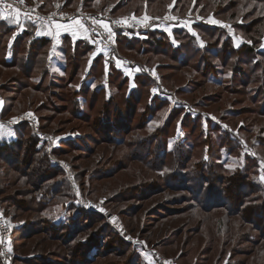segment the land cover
<instances>
[{"label": "rangeland", "instance_id": "rangeland-1", "mask_svg": "<svg viewBox=\"0 0 264 264\" xmlns=\"http://www.w3.org/2000/svg\"><path fill=\"white\" fill-rule=\"evenodd\" d=\"M27 1L39 6L46 4L47 13L59 9L63 11L82 10V7H85L84 2H86V7L90 10L83 9V11L88 13H106L112 9L111 15L116 18L131 15L139 19H145L146 22L152 19H163L146 32V35L154 32L156 28L164 24L190 28L192 22H197L212 28L217 27L226 30L225 35L232 38L235 46H239L240 43L251 44L249 42L250 37L255 33H244L246 30H251V32H255L258 28L264 30V4L252 0H225L228 6L220 8V12H216L212 6L205 7L207 0H199V4L194 3L190 6H186L184 0H180L179 3H177L178 0H175V2L174 0H154L153 2L146 0V11L142 10L137 14L135 12L137 11L136 0H128L126 3H124L126 0ZM184 16L189 18H182ZM205 29L194 28V32L200 40L210 36V33ZM165 31V34L171 37L167 33L171 34L172 30L167 27ZM215 35L209 40H217V34ZM172 38H174V35ZM174 42L176 41L174 40ZM176 43L173 45H176ZM263 43L264 40L261 43L260 50L264 52ZM121 48L124 49V47ZM140 48L141 46L138 45L136 51ZM136 51L123 50V53L121 51V54L128 58L124 59L135 62L138 66L136 70L126 69L129 76L135 77L133 76L134 72H144V67L151 68L154 70L155 77L161 81L163 80L166 88L179 100L186 101L193 106L191 101L199 99L202 102L201 104L205 105V108L196 109L191 107V110L188 111V105L183 109L176 107V102H173L170 103L171 106H165L157 111L147 110L148 100H146L147 90H145L144 100L136 103L137 107L131 112V115H128L130 110H127L128 114L124 111V105H122L124 94H120L118 95L117 110L119 109L118 111L121 112L111 107L109 108L111 114H108L105 118L104 111L107 107L100 98L98 101H93L89 109V104L86 105V118L82 120L78 119L73 113L74 87L69 85L68 87H58L56 93H52L53 87H48V81H45L43 84L44 91L34 95L33 107L25 105L23 108L18 109L17 113H11L3 117L4 120H15L25 114L33 115L39 119L40 128H43V130L41 128V133L47 137L46 140L39 139L42 152L36 155L37 162L35 163L32 160L33 156L25 150L24 146L23 148H14L12 154H10L11 156L0 155V201L3 212H5V216L12 225L13 230L18 231L13 235V245L17 246L18 255L23 258H33L27 263H23L21 259L16 258L14 264H71L69 258L78 248L81 239L95 232L100 234L104 223L120 235L119 238L128 247V251L124 255V248L122 246L117 247L118 245L116 246L114 239L107 237L110 246L102 247L101 254L90 264H113L120 259H124L126 254L132 253L131 250L137 251L141 264H158L151 257L152 251L157 252L168 261H174L178 264H243V262L246 264H264V224L262 225L260 220H257L252 225L241 217L228 219L227 216L229 215H226L225 211H212L208 216L192 211L194 214L179 215L161 224L167 227L174 220L188 219L196 225L199 219L205 218L204 232L217 236L222 244L227 240H233V248L231 247L228 252L229 254L232 249L230 255L227 253L225 256L220 255L219 252L207 261L208 255H206V258L202 256L206 251L201 252L200 250L204 246L202 235L192 239L193 243L197 240L199 247L198 245L193 247L190 250L189 257L187 251L185 256L180 258L176 256L177 249L175 247H169L167 243L154 236L153 242L146 239V230H151L150 227L156 224L157 219H160V215L171 214L180 208H187L188 201L191 199V192L188 189L172 184L174 180L172 178L168 180L167 185L160 174H156L150 170V167L146 166V160L148 159L146 158V152L152 153L149 161H152L157 168L162 166L161 156L158 154L157 157L156 152L161 151L163 145H160V141L155 139L160 138L157 130L165 123L167 118L182 119L186 114L187 116L191 114L196 117L198 113L204 112L202 115L206 117L204 120L207 121L209 132L204 128L207 125L203 121V123L201 122V130L204 129L202 135L199 126L194 131L192 124H189L186 128L191 137L190 145L195 141L193 161L198 164L202 163L203 158L206 159L208 161L207 165H213L212 167L214 171H217L216 173L222 171L220 167L224 165L228 175L236 173L238 169L243 168L245 163L248 164V161H250V168H247L248 176L250 180L256 179L258 181L256 183H259L261 192L264 193V179H261V177H264V114L261 111V101L256 102V100H253L256 94L252 90L245 92L244 96L243 93L238 92L240 93L238 94L231 88L225 90L222 87H217V85L206 83L202 73L197 70L198 57L189 65L180 67L177 61L170 59L172 56L170 52L167 54H154V51H150L142 56ZM2 53H0V60L2 59ZM217 60L215 59V62ZM235 61L234 59L228 61L227 71H232L231 65ZM254 62V60L251 61V63ZM56 74L64 76V78L69 76L63 72ZM29 77L31 75L26 77V75L20 74L16 70L4 69L0 62V94L3 98L14 97L13 99L16 98L18 101L24 99V96L30 95L34 89L32 86L34 81L30 80L29 82ZM19 81L22 82V85ZM35 82H38V80H35ZM153 82L154 84L152 82L151 84L148 83L150 85L149 89L157 92L158 84L156 81ZM237 82H240V79ZM259 85L252 84L249 86L257 89ZM180 88H190L191 94L188 91L182 94ZM141 89H145L142 84ZM12 91L23 92L20 94L23 97L19 98L17 94H12ZM120 91L124 93V88ZM261 96L263 97V95ZM88 99L90 101V98ZM5 103L9 102L5 101ZM64 104L66 106H63ZM228 108L231 110L242 109L236 127L232 125V127H228L220 121L223 118L229 121L230 118L227 115L231 112L226 113ZM173 109H176L178 114L171 113ZM144 113H146V116ZM41 117H44L42 121L40 120ZM123 117L127 119V126L126 129L120 130L124 124H120ZM113 123L119 126V131L118 129L115 130V127L107 130V126ZM173 123L175 121L171 123L172 137L175 133L178 134V129L177 132L174 131ZM218 125L223 128L227 127L226 131L229 132L219 129ZM239 125H243L247 132H240ZM113 133L121 138L119 139L121 144L111 140L110 134ZM32 135L35 136L33 128L32 132L28 131L26 136L31 138ZM208 137L212 142L217 141L216 144L221 145L229 141L228 144L235 149V153L229 155V147L220 148L221 145H218L219 149L214 148L213 150L218 154L212 157L209 152L211 147L206 146V143L203 142ZM176 138H172V145L168 148L169 152L174 151L177 153L176 149L179 141H176ZM52 139L55 141L54 143L51 141ZM65 141H68L67 144H73L76 141L79 146H66L67 150L57 157L58 153L55 154V151L60 150ZM45 153L47 157H44ZM177 154L176 159L178 158ZM172 156H174V153H172ZM39 158H43V161L47 160L49 164L62 166L64 172L60 176L45 179L40 169ZM168 160H171V158ZM239 166L240 168H238ZM216 176H219V174H216ZM32 180L39 181V184H44L49 180L50 182L44 185L43 190L45 188L47 191L56 190L62 196H57L55 204L47 210H40L34 200V197L36 198L34 192L37 186L33 185ZM204 181H207V178L202 182ZM150 183L152 187L146 190V186ZM219 186L225 189L227 183L221 182ZM247 192L236 190L237 196L239 194L241 199L247 195ZM71 197L76 200V209L85 208L90 213L102 216L100 221L93 220L88 223L82 231V236L74 242H71L72 237L68 238V232L49 233L42 225L43 221L48 218L67 220L70 216L72 217L75 212H67V206L64 205L68 203ZM188 198L190 199L188 200ZM172 199H184L185 202L178 201L175 203L172 202ZM263 211L258 210L261 214L259 216L263 218L262 223H264ZM113 217H115V220L112 219ZM159 228L160 226L157 229ZM106 233L108 232L104 234ZM190 234L188 230H185L184 235L186 237H189ZM250 236H254L255 241L250 239ZM103 245H105V242ZM238 248L245 252L234 254ZM103 253L104 255H102Z\"/></svg>", "mask_w": 264, "mask_h": 264}, {"label": "trees", "instance_id": "trees-1", "mask_svg": "<svg viewBox=\"0 0 264 264\" xmlns=\"http://www.w3.org/2000/svg\"><path fill=\"white\" fill-rule=\"evenodd\" d=\"M153 1L154 0H151V2ZM179 1L180 0H178L177 3H179ZM184 1L186 2L184 3L186 6H190L194 3H198L199 0ZM252 1L264 4V0ZM67 2H70V0H68ZM126 2H128V0L124 1V3ZM136 2V14L140 13L142 10L146 11V0H136ZM84 5L85 7L83 6L82 9L90 10L88 7H86V2H84ZM204 6H212L214 7V10L216 12H220V8H226L228 5H226L225 0H207V4H205ZM45 7L46 4L40 5V9L44 12H46ZM182 18L187 19L189 17L184 16ZM32 25L33 26H31L30 24L28 26L26 35L22 36L20 42L16 41L13 44L11 50L9 48V41L12 36L11 29L5 27L2 24L0 25V53L3 52L1 54L2 59L0 60V62L3 68L8 70H16L20 74L26 75V77L27 75H31V77L28 78V81H34L32 85L34 89L31 91L30 95L24 96V99L18 101V99L16 98L13 99L14 97L4 98V103L5 101H8L9 103H5L6 105L4 104L3 117H6L11 113H17L18 109L23 108L25 105L33 107V100L35 97L34 95L36 93L39 94L44 91L43 84L45 81H48V87H53L52 93H56L58 87H68V85L74 87L73 89L75 92L72 99L74 107L73 113L78 119L82 120L86 118V105L89 104V109L92 102L98 101L100 100V98H102L104 105L107 107V109L104 111V116L106 118L108 114H111V110H109V108L114 107V110H117V105L119 104L118 95L120 94H124L122 99L124 111L127 113V110H130V113L127 114L131 115V112L135 109V107H137L136 103L144 100L145 90H147V110L153 109L157 111L164 108L165 106H171L170 103L172 104L173 102H176V107H181L183 109L188 105V111L191 110V107H195L196 109L205 108V105L201 104L202 102L199 99L197 101H191V103H193V106L186 101L179 100L177 96L172 94L169 89L166 88L163 80L157 86V92L152 91V89L150 90V85H148V83L151 84L152 82L154 84L153 79L150 76L141 71L134 72L133 76L135 77L129 76L126 69L136 70L138 68L125 66L123 62L115 59L109 52L104 51L100 47L97 39L93 36H91L93 39V43L82 40L73 45L70 39L64 40L62 46L58 50V67L65 75H69L68 78H64V76L52 72L53 58L51 55V42L47 39H36L34 35L35 24ZM257 25H259V23H257ZM199 28L200 30L201 28H206L205 30L210 33V36L199 40L197 36L188 33L184 29L176 30L174 32V40L178 43L177 46L173 45L174 43L165 33H161L159 31H154L152 33H149V35H146V33L130 34L124 33L122 31H117L116 45L118 47V53L121 55V57L127 58L121 54V51L122 53L123 50L136 51V47L139 45L141 46V48L138 49L136 53L141 54L142 56L150 51H154V54H167L168 52H170L172 54L170 59L177 61L179 64L178 66L180 67L189 65L190 62H193L194 59L198 57L197 70L199 73H202V77H204L206 83L217 85V87H222L225 90H229V88H231V90L233 89L237 93H243L244 96L245 92H248V90H252V92L256 94L253 100H256V102L261 101V111L264 114V52L260 50L261 43L264 40V30L261 28L256 29L255 32L246 30L244 33H255V35H252V37H250L251 39L249 42L251 44H243L240 47H236L233 43L232 38L229 35H225L226 30L217 27L212 28L200 23L197 24V29ZM215 34H217L218 39L215 41L209 40L210 38L215 37ZM121 47H124V49H122ZM95 51H100V53L94 56ZM9 52H11V60L8 59V56L10 55ZM215 59H218L216 61L217 63L215 62ZM230 59H234L236 61L231 65L232 71H227L228 61ZM252 60H254L255 62L251 63ZM118 65L121 68L118 67ZM230 74L231 77L229 78ZM238 79H240V82H237ZM35 80H38V82H35ZM19 82L20 85H22V82ZM141 84L145 86V89H141ZM252 84H260L261 86L259 85L257 89H253L249 86ZM249 87L252 89H250ZM122 88H124V93L120 91ZM158 88L160 90H158ZM180 90L182 91V94H185L186 91L191 94L190 88H180ZM22 93L23 92L21 91H12V94H17L19 98L23 97V95H20ZM261 95H263V97ZM260 97H262V99L259 100ZM88 98H90L91 102L88 101ZM63 106H66V104H64ZM240 110L242 109H226V113L228 111L231 112L227 115L230 119H228L229 121H226V118H223L220 119V121L228 127L238 126L237 120L240 119L241 116ZM172 112L178 114V111L176 109H173L171 113ZM146 113H144L145 116ZM203 113L204 112L198 113L196 117L191 114L187 116L186 114V116H183L182 119H172V117H169L167 118L165 123L161 125L159 130H157L160 138H156L155 140L160 141V145H163L162 150L156 152L157 157L158 154H160L161 156L162 166L160 165V168H157V166H155L152 161H149L152 153L146 152V158H148L146 160V166L150 167V170L154 171L156 174H160L162 180L166 181L167 185L169 182L168 180L172 178V180L174 179L172 184H175L177 187H185L191 192V199L188 198V200L190 199L188 201V207L182 209L180 208L176 211H173L171 214L160 215V219H157L158 221H156V224L150 227L151 230H146V239L153 242L154 236L164 243H167L169 247H175L177 249L176 256L177 258H180L184 257L187 251L189 257L190 250L193 249V247H195L196 245H198L199 247L197 240L193 243L192 239L197 237L198 235H202L204 246L200 250L201 252L206 251V253H204L202 256H205L206 258V255H208V261L210 257L215 256L216 253L220 252V255L224 256L226 255V253L228 254L229 249L232 247L233 240H227L222 244V241L217 236H214L212 234L210 235L209 233L204 232V224L206 221L205 218L199 219L196 225L188 219H184L182 221L174 220V222H172L167 227L161 223L170 218L174 219L179 215L191 214L192 211L199 212L201 213V215L207 214V216L212 211H225L227 213L226 215H229L227 216L228 219H237L241 217L243 220L250 222V224L252 225L253 222L260 220V223L263 225L264 223L261 222L263 218L259 216L261 214L258 212V210H264V193L261 192L260 186L258 185L259 183H256L258 181L256 179L250 180L248 176L249 174L247 172V168H250V161H248V164L245 163L244 167L238 169L236 173L230 175L226 174L227 170L224 165L220 167L222 171L216 173L217 171H214L212 167L213 165H207L208 161L206 159L203 158L202 163L198 164L193 161L195 141L190 145L191 137L188 134L186 128L189 124H192L194 131L199 126L202 135L204 129L201 130V122L203 121L207 125L206 127L204 126V128L207 130V132H209L210 129L208 128L207 121L204 120L206 119V117L202 115ZM42 118L44 117H41V121ZM120 121V124L124 123L123 126H121L122 128L120 130L126 129V117L121 118ZM173 121H175V123H173L174 131L178 129V134L175 133L173 136L177 137L176 141H179L176 149V152L178 154L174 151H168V148L172 145L171 140L173 138V134L171 135V123ZM239 126L240 132H247V130L244 129L243 125ZM107 127V130L115 127V130L118 129L119 131V126L114 123L108 125ZM217 127L219 129H222L223 131H226L227 128H223L220 125H218ZM14 129L17 130V140L15 142L12 141V143H9L7 140L0 141V155L6 154V156H11L10 154H12V150L14 148H23L24 146L25 150L33 156V162H37L36 155L42 152L40 150L41 146L39 145L40 138L37 135H32L31 138L26 136L28 131L32 132V128L27 124L18 126ZM120 133L122 134V131ZM110 137L111 140L115 143L121 144V140H119L121 138H118V135H115L113 133L110 134ZM67 142L68 141H65L63 145L64 147L61 146L62 148L60 147V150L55 151V154L58 153L57 157H59L60 153H63L67 150L66 146H79L76 141L73 144H67ZM203 142L206 143V146L209 145L211 147L209 152L212 157L213 155L218 154L217 152H213L214 148L219 149V147H229V155L235 153V149L229 146V141H226L221 145L216 144L217 141L212 142V140L208 137L206 140H203ZM218 145L221 146L218 147ZM172 153H174V156H172ZM176 154L178 157L177 159L175 158ZM44 157H47L46 153ZM169 158H171V160H168ZM39 159L41 163L40 169L45 179H49L48 177L60 176L64 172V168L62 166H58L52 163L49 164L47 160L43 161V158ZM238 168H240V166ZM216 174H219V176H216ZM206 178L207 181L202 182L203 180H206ZM214 181L216 182L215 184L213 183ZM38 182L39 181H33L34 184L31 183L37 186L34 192L37 199L34 197V200L36 201V206L40 210L45 211L53 204H55V202L57 201V196L62 195L61 193L56 192V190H48L49 192L46 188L43 190L44 185L47 184V182H50L49 180L44 184H39ZM221 182L224 184L227 183V188H221L219 186ZM149 187H152L151 183L146 186V190ZM170 187L172 188V186ZM236 190L248 192L247 195H245L244 198L241 199L239 194V197L237 196ZM52 192L54 193L53 195ZM69 199L70 200L68 201V203L64 205L67 206V212H75L73 213L72 217L70 216V218L67 220H64L63 218H60L58 220L48 218L43 221L42 225L47 231H49V233L54 232L60 234L61 232H68V238L72 237L73 239L71 242H74L80 236H82V231L83 229H85L88 223L92 222L93 220L100 221L102 216L96 213H90L85 210V208L76 209L75 198L71 197ZM178 201L185 202L184 199H172V202L176 203ZM0 206L2 208L1 201ZM159 226L160 228L157 229ZM185 230H188L191 233L189 237H186L184 235ZM17 232L18 231L13 230V235H15V233ZM105 232L108 233L104 234ZM119 236L120 235L115 230H113L112 228L110 229V227L106 223H104L100 234L99 232H95L89 236L83 237L80 241V244L77 243L78 248L73 254H71L69 258L71 264H90L91 262H94L98 255L101 254L102 247L106 248L110 246V242L107 237H111L110 239H114L116 246L118 245L117 247L122 246L124 248L125 255V253H127L128 251V247L125 245L123 240L119 238ZM250 239L255 241L256 238L254 236H250ZM239 241L241 242V239ZM104 242L105 245H103ZM239 249L240 248L236 249L234 254L237 252L243 254L245 252ZM231 250L228 255L231 254ZM131 251L132 253L130 252L128 255L126 254V257H124L123 255L124 259H120L113 264H141V259L137 251ZM17 252H19L17 246L13 245L14 261L16 260V258H19L23 263H27L29 260L33 259L32 257L23 258L21 255H18ZM106 252L107 250L104 253L106 254ZM16 253L17 255H15ZM104 253L102 255H104ZM243 264L246 263L243 262Z\"/></svg>", "mask_w": 264, "mask_h": 264}, {"label": "built area", "instance_id": "built-area-1", "mask_svg": "<svg viewBox=\"0 0 264 264\" xmlns=\"http://www.w3.org/2000/svg\"><path fill=\"white\" fill-rule=\"evenodd\" d=\"M8 4L13 5V7H7ZM16 9H19L20 12L25 15V19L28 23L35 25L53 21L69 23L74 20H79L87 29L88 33L97 39V42L104 51L109 52L115 59L120 60L125 66L131 68H138V66L135 62L124 59L118 53V47L116 45L117 31L130 34H144L151 30L155 24L163 20L152 19L146 22L145 19L126 15L116 18L111 15L112 9L107 12L105 11L106 13H88L83 11V9L74 11H63L59 9L47 13L42 11L39 5L27 0H25L23 4L17 3L16 0H5V4L0 5V12L5 14H10ZM101 24L108 25V28L102 27ZM109 31L113 34L111 38H109ZM144 72L148 74L153 81H156L158 85L161 83V80L156 78L153 74V69L144 67ZM158 90L160 89L158 88ZM3 111L4 98L0 94V125H3V128L14 129L18 126L27 124L34 129L35 135L40 139H47V137L41 133L40 122L35 116L25 114L15 120H4ZM51 141L53 143L55 142L53 139ZM13 256V227L0 206V261L2 264H14ZM151 256L158 264H178L174 261H168L155 251H152Z\"/></svg>", "mask_w": 264, "mask_h": 264}, {"label": "crops", "instance_id": "crops-1", "mask_svg": "<svg viewBox=\"0 0 264 264\" xmlns=\"http://www.w3.org/2000/svg\"><path fill=\"white\" fill-rule=\"evenodd\" d=\"M5 14V13H4ZM16 18H17V13L16 10L13 11L10 14H5L4 19H0V25H4L5 27H8L11 29V39L9 41V48L11 50L13 44L18 41L20 42V39L22 38L23 35H26L28 31V26L30 25L27 20L25 19V15L23 13L19 12L18 15V24L16 23ZM79 20H74L69 23H63V22H58V21H53V22H45V23H40L38 25H34L35 30H34V35L36 39H47L51 42L52 44V51L51 55L53 58V66H52V72L54 73H60L61 69L58 68V59H59V52L58 50L62 46L63 42L65 39H70L75 45L78 41H88L93 43V39L91 35L88 33L87 29L84 27V25L79 21V23H76ZM197 22H192L190 25V28H187L185 26H178V25H170L168 26L167 24L161 25L158 28L155 29V31H159L161 33H166V28H170L171 34L167 33L171 37L170 40L175 44L174 42V32L176 30H186L188 33L193 35L194 28L197 27ZM60 27H57V26ZM31 26H33L31 24ZM198 37V35H195ZM199 39V37H198ZM200 40V39H199ZM245 43H240V47ZM178 43H176V46ZM264 45V43H263ZM10 55L8 56L9 60L12 59L11 57V52H9ZM100 51H95L94 56L98 55ZM119 67V65H118ZM7 140L9 143H12V141L17 140V130L15 129H8V128H2L0 129V141H5Z\"/></svg>", "mask_w": 264, "mask_h": 264}, {"label": "snow or ice", "instance_id": "snow-or-ice-1", "mask_svg": "<svg viewBox=\"0 0 264 264\" xmlns=\"http://www.w3.org/2000/svg\"><path fill=\"white\" fill-rule=\"evenodd\" d=\"M16 2L17 3H20V4H23L25 2V0H16ZM174 2H175V0H174ZM3 4H5V0H0V5H3ZM7 7L12 8L13 5L8 4ZM19 12H20V10L19 9H16V13H17L16 23L17 24L19 22L18 21ZM4 18H5V14L3 12H0V19H4ZM146 19H147V17H146ZM210 22H212V23H218L216 21H210ZM76 23H79V21H77ZM101 26L104 27V28H108V25L101 24ZM57 27H60V26L58 25ZM112 35L113 34L111 33V31H109V38H111ZM193 35H196V33L193 32ZM2 128H3V125H0V129H2ZM261 179H264V177H261ZM101 211H103V209H101ZM112 219L115 220V217H113Z\"/></svg>", "mask_w": 264, "mask_h": 264}]
</instances>
